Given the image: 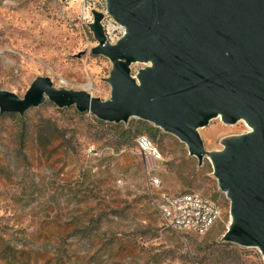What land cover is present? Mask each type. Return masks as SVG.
I'll return each mask as SVG.
<instances>
[{
	"label": "rangeland",
	"instance_id": "374dc122",
	"mask_svg": "<svg viewBox=\"0 0 264 264\" xmlns=\"http://www.w3.org/2000/svg\"><path fill=\"white\" fill-rule=\"evenodd\" d=\"M89 24L71 0H0V90L23 98L37 77L57 89L107 101L113 64L90 50ZM130 65V74L145 68ZM137 118L106 123L48 100L23 116L0 113V264H264L255 247L224 239L229 200L210 156L251 128L215 118L197 129L199 162L176 137ZM159 149L154 177L134 147ZM195 192L220 208L218 221L186 240L156 210L161 196Z\"/></svg>",
	"mask_w": 264,
	"mask_h": 264
},
{
	"label": "water",
	"instance_id": "95a60500",
	"mask_svg": "<svg viewBox=\"0 0 264 264\" xmlns=\"http://www.w3.org/2000/svg\"><path fill=\"white\" fill-rule=\"evenodd\" d=\"M62 2L66 0H61ZM124 35L109 44L93 12L90 50L113 64L102 101L85 90L57 89L37 77L23 98L0 90V113L23 116L46 100L106 123L137 118L182 142L203 159L197 129L215 118L251 130L210 156L229 200L224 239L264 256V0H105ZM143 63L135 78L130 65Z\"/></svg>",
	"mask_w": 264,
	"mask_h": 264
},
{
	"label": "built area",
	"instance_id": "2783aa9c",
	"mask_svg": "<svg viewBox=\"0 0 264 264\" xmlns=\"http://www.w3.org/2000/svg\"><path fill=\"white\" fill-rule=\"evenodd\" d=\"M79 6L87 24L93 22V12L101 13V25L109 44H115L123 35L124 27L117 24L108 14L105 0H71ZM134 147L144 160L146 176L158 186L154 174L159 168L161 154L157 146L145 135L134 139ZM156 210L164 220L168 230L181 239L204 235L219 219L220 208L210 198L195 192L172 196H161ZM256 248V247H255ZM258 252L260 250L256 248ZM261 253V252H260Z\"/></svg>",
	"mask_w": 264,
	"mask_h": 264
},
{
	"label": "trees",
	"instance_id": "16d2710c",
	"mask_svg": "<svg viewBox=\"0 0 264 264\" xmlns=\"http://www.w3.org/2000/svg\"><path fill=\"white\" fill-rule=\"evenodd\" d=\"M141 123H143V124H145V122L144 121H142ZM156 131H158V128H149L148 129V133H149V135L152 137V139H155V133L154 132H156ZM138 136V135H137ZM136 136V137H137ZM135 137V138H136Z\"/></svg>",
	"mask_w": 264,
	"mask_h": 264
}]
</instances>
